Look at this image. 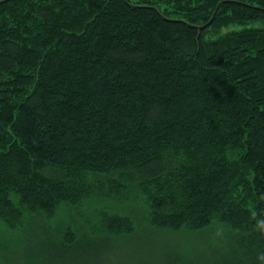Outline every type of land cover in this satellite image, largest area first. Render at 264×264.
<instances>
[{"label": "trees", "instance_id": "16d2710c", "mask_svg": "<svg viewBox=\"0 0 264 264\" xmlns=\"http://www.w3.org/2000/svg\"><path fill=\"white\" fill-rule=\"evenodd\" d=\"M257 21L264 0L0 2V221L40 229L20 264H103L119 239L52 226L92 196L107 236L137 228L107 211L126 200L156 228L227 227L187 264H264Z\"/></svg>", "mask_w": 264, "mask_h": 264}, {"label": "rangeland", "instance_id": "374dc122", "mask_svg": "<svg viewBox=\"0 0 264 264\" xmlns=\"http://www.w3.org/2000/svg\"><path fill=\"white\" fill-rule=\"evenodd\" d=\"M252 25L264 26V23L257 21ZM92 198L83 202L76 209L65 207L63 210H58L57 214L53 216L52 226L59 230L56 227L57 224L70 223L75 234L79 237L86 234L94 239L103 237L119 239L115 251L113 253L109 251L105 255L103 264H118L119 256L115 258L117 250L121 251V259L122 255L125 256L123 259L125 264H177L176 261L179 264H187L189 261L208 257L222 247L223 240L225 242L227 240L225 236L228 229L219 223L202 229L186 227L166 229L150 226L141 213L142 206H134L126 200L112 201L115 203V207L107 209V211L129 214L133 217L137 228H134L132 234L129 235L124 233L107 236L108 233L99 227V213L106 205L110 207L112 204H101L95 199L96 197L92 196ZM39 232L35 216H27V213L24 216L23 224L14 228L6 226L0 221V264H20L18 257L21 256L25 259L24 256L27 254L26 247L25 249L22 247L27 245L29 238ZM52 238L54 239V237ZM121 264H123L122 261Z\"/></svg>", "mask_w": 264, "mask_h": 264}, {"label": "water", "instance_id": "95a60500", "mask_svg": "<svg viewBox=\"0 0 264 264\" xmlns=\"http://www.w3.org/2000/svg\"><path fill=\"white\" fill-rule=\"evenodd\" d=\"M1 1H3V0H1ZM1 1H0V2H1Z\"/></svg>", "mask_w": 264, "mask_h": 264}]
</instances>
